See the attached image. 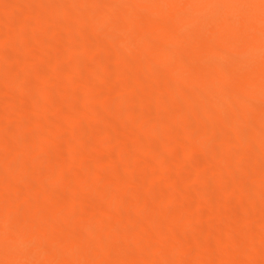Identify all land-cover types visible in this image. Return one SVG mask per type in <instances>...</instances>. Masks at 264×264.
Returning <instances> with one entry per match:
<instances>
[{
    "label": "bare ground",
    "instance_id": "obj_1",
    "mask_svg": "<svg viewBox=\"0 0 264 264\" xmlns=\"http://www.w3.org/2000/svg\"><path fill=\"white\" fill-rule=\"evenodd\" d=\"M52 2L0 0V264H264V0Z\"/></svg>",
    "mask_w": 264,
    "mask_h": 264
},
{
    "label": "rangeland",
    "instance_id": "obj_2",
    "mask_svg": "<svg viewBox=\"0 0 264 264\" xmlns=\"http://www.w3.org/2000/svg\"><path fill=\"white\" fill-rule=\"evenodd\" d=\"M51 1H60V0H51ZM63 1V0H62ZM52 2V3H53ZM65 2V1H64ZM64 2H59V3H64ZM56 3V2H55ZM107 32V31H106ZM103 33V34H102ZM109 34H111L110 32L108 33H104V31H102V32H100V33H98V32H96V34L95 35H93V37H92V35H89L88 36V39H89V42H91V39L93 38L94 40H96L95 38H97L98 40L99 39H104V40H106L107 42L108 41H110V40H107L108 38L110 39V36L111 35H109ZM62 35V34H61ZM60 36V35H59ZM58 36V37H59ZM49 37V36H48ZM47 37V38H48ZM95 37V38H94ZM44 38L43 40V42L45 43V44H43V42L41 43L42 44V47H44V48H46V45H48L49 43H51L52 45L53 44H62L63 43V40L65 41V39H64V37L62 36L61 38L59 37V38H57L56 39V37H54V39H53V37H51V39L50 38ZM47 39V41L46 42H48L47 44H46V42H45V40ZM92 39V40H93ZM97 40V41H98ZM112 40V39H111ZM103 41V40H102ZM95 42V41H94ZM93 42V43H94ZM112 42V41H111ZM20 43V42H19ZM22 43V42H21ZM24 43V42H23ZM29 42L28 41H25V44H28ZM92 43V42H91ZM91 44L92 46H95L94 44ZM103 43H104V41H103ZM14 44H16V42L14 43ZM22 45V44H21ZM50 45V44H49ZM56 45V46H57ZM91 45H89V46H91ZM13 46V45H12ZM51 46V45H50ZM50 46H48V47H50ZM59 46V45H58ZM91 46V47H92ZM17 48V47H16ZM87 48H89L88 46H87ZM96 48H97V51H98V49H101L102 50V52L104 53V49L103 48H98L97 46H95V47H92V48H90V49H88V51H91V52H89V53H92L93 51H95V53H93V54H88L89 56H92V57H89V58H87V60H88V64L90 63V65L91 64H97L99 61V59H100V61H101V58H102V55L101 56H98V55H96V54H98V52L96 53ZM12 50H14V49H12ZM11 49L9 50L10 52H13ZM16 50V49H15ZM14 50V51H15ZM41 50V49H40ZM101 50H100V52H101ZM53 54V53H52ZM81 54H79V55H77V56H75V59L76 60H78V58L80 59L81 58V56H80ZM98 56V57H94V56ZM57 61L59 62V71H60V73L61 74H64V73H67V72H69L70 74H72V72H74L75 74L76 73H79L80 71H78V68H74V67H72L71 69H72V71L70 72L69 70H70V65L68 66V64L66 63V57L63 55V54H60V55H58L57 57ZM82 58H83V56H82ZM81 58V59H82ZM97 58H99V59H97ZM81 59H80V61H81ZM92 59V60H91ZM86 60V58L84 59V61ZM90 61V62H89ZM86 63H87V61H86ZM100 63V62H99ZM98 63V64H99ZM94 65V66H95ZM13 68H15V66H12ZM10 68H11V66H10ZM9 68V69H10ZM8 69V68H7ZM3 70V71H0V78H1V80H3V79H7L8 78V76H10V75H8V73H7V71L8 70ZM10 70H12V68L10 69ZM9 70V71H10ZM14 71V70H13ZM11 73H12V71H11ZM10 73V74H11ZM68 73V74H69ZM73 73V74H74ZM7 76V77H6ZM30 76V75H29ZM29 76H26V77H24L23 79H22V81H24L23 83H25L24 85L26 86V87H30V85H31V80L32 79H30V78H32V77H30L29 78ZM6 77V78H5ZM30 79V80H29ZM33 80H34V78H33ZM17 81V80H16ZM18 82H20V79H18ZM33 82V81H32ZM22 83V82H21ZM23 85V86H24ZM16 90V89H15ZM10 92V91H9ZM15 92V91H14ZM13 92V94H16V93H14ZM5 93V92H4ZM12 93V92H11ZM7 94H9V93H7ZM7 94H6V96H7ZM5 94H3V92H0V105H1V107H0V113H1V111L2 110H5V111H10V113L12 112L13 113V111H14V107H13V105L11 104V106H6L7 104H5ZM27 99L28 98H26V99H23L25 102H27ZM29 100V99H28ZM27 103H29V102H27ZM24 106V105H23ZM25 106H27V105H25ZM3 108V109H2ZM5 108V109H4ZM30 108V105H28V107H27V109H29ZM34 108V107H33ZM33 108H31V110L33 109ZM35 109V108H34ZM30 110V111H31ZM5 111H2V112H5ZM99 112V111H98ZM102 113V112H101ZM58 118L59 117V115H55V116H46V118H50V119H53V118ZM54 118V119H55ZM94 122V123H93ZM93 122H88L87 124H84V125H82V127H79V131L81 130V132H82V129L84 128V127H86V128H88V129H90L91 127H92V125L93 126H96V125H98L99 126V123H97V122H95V121H93ZM95 124V125H94ZM11 126H15L14 124H12ZM90 128H89V127ZM86 128H84L85 130V132L83 133V134H87L86 136L85 135H82V133L81 134H78L79 135V137H81V139H89V135H90V137H91V131H94L93 130V127L90 129V130H88L87 129V131H86ZM95 128V127H94ZM77 130V131H78ZM111 131H113V132H111ZM109 133H110V138H111V136H114V135H116V134H114V131H116L115 129L114 130H111ZM117 132V131H116ZM115 132V133H116ZM111 134H113V135H111ZM231 134V133H230ZM153 135V134H152ZM232 135H233V133H232ZM145 138V137H144ZM87 139V140H88ZM90 139H92V138H90ZM103 139H105V140H103ZM108 138H102V139H98V141H96L98 144H99V146H100V150L98 151V152H96V153H94V157L96 158V159H98V160H101V159H104L105 157H107V156H110V155H113V153H114V149L113 148H111V146H110V141H109V139L107 140ZM149 143H153L155 140L153 139V136L152 137H150V136H148L147 137V139H146ZM145 140V141H146ZM84 141V140H83ZM83 141H82V143H83ZM92 141V140H91ZM215 142V141H214ZM80 144V143H79ZM82 145V144H81ZM83 145H86V144H83ZM212 145V144H211ZM110 146V147H109ZM80 147V146H79ZM83 149V151H85V152H87L88 151V147L87 146H83L82 148H81V150ZM50 153V155H48ZM53 152H52V150L50 149V150H48V152L46 153H41V154H38L37 156H36V160L35 161H37V159H38V161H39V159H42V160H46V159H48L49 158V156L50 157H52V154ZM203 155L205 156V158H207V159H212V158H214V151H213V149L211 148V147H209V148H206L203 152ZM37 161V162H38ZM47 161V160H46ZM45 161V162H46ZM40 162V161H39ZM186 162L189 164V166H191V167H195V165H197V164H199L200 163V160H198V159H196V157H191V158H188V159H186ZM38 171H40L41 172V175H42V170H38ZM39 173V172H38ZM37 174V173H36ZM169 174V176H170V174H171V172H169V173H167V175ZM172 174H173V172H172ZM183 175H185L184 173H182ZM182 174H180V175H182ZM38 175V174H37ZM39 176V175H38ZM172 176V175H171ZM173 176H175V175H173ZM186 176V175H185ZM27 177V178H26ZM24 179H25V181H27L28 180V176H26ZM184 177V176H183ZM250 179V178H249ZM29 181H32L31 179L29 180ZM36 182V181H35ZM33 184H35L34 183V181L32 182ZM37 183V182H36ZM203 197H204V195H203ZM211 202H213V201H211ZM210 202V203H211ZM206 203V202H205ZM213 204V203H212ZM211 204V205H212ZM208 206V205H207ZM215 206V205H214ZM209 207H211V206H209ZM178 231V230H177ZM206 231V230H205ZM180 232V231H179ZM204 232V231H203ZM174 234H176V236L179 234V233H174ZM178 237V236H177ZM176 237V238H177ZM181 236L179 235V237L178 238H180Z\"/></svg>",
    "mask_w": 264,
    "mask_h": 264
}]
</instances>
